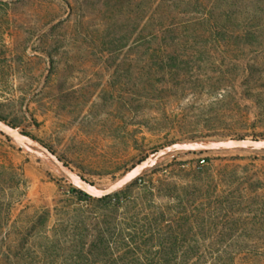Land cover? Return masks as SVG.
I'll list each match as a JSON object with an SVG mask.
<instances>
[{
    "label": "trees",
    "instance_id": "obj_1",
    "mask_svg": "<svg viewBox=\"0 0 264 264\" xmlns=\"http://www.w3.org/2000/svg\"><path fill=\"white\" fill-rule=\"evenodd\" d=\"M37 1L0 0V79L13 62L7 36L20 20L15 11ZM63 1L66 8L47 0L48 8L35 11V20L49 28L36 47L54 67L55 57L67 51L61 50L62 41L71 42V52L91 44L129 57L141 72L146 70V87L134 91L137 102L172 104L188 93L196 95L193 104L172 111L160 127L180 129L189 141L248 136L226 132L229 94L221 90L233 87L238 77L264 80V64L240 54L215 58L193 53L212 46L237 54L264 52V0ZM203 91L216 96L200 101ZM240 169V164H226L217 172L187 175L184 182L151 178L136 194L130 190L103 198L72 186L69 203L26 214L17 226L24 180L18 181L14 166L0 164V264H224L226 257L234 262L243 251L183 248L180 243L198 241L211 229L237 231L262 223L264 211L232 189L243 179Z\"/></svg>",
    "mask_w": 264,
    "mask_h": 264
},
{
    "label": "rangeland",
    "instance_id": "obj_2",
    "mask_svg": "<svg viewBox=\"0 0 264 264\" xmlns=\"http://www.w3.org/2000/svg\"><path fill=\"white\" fill-rule=\"evenodd\" d=\"M55 1L62 8L67 7L63 0ZM48 4L47 0H38L34 8L16 10L20 20L9 27L7 44L13 62L0 79V114L6 121L51 146L78 175L99 188L113 184L138 162L170 143L189 141L188 133L162 128L160 124L171 117L172 111L178 113L193 104L196 95L188 93L186 98L172 104L137 102L134 91L146 87L142 81L147 77L146 70L141 72L131 58L99 51L91 44L71 52L68 50L71 42L62 41L61 50L67 51L55 57L57 65L54 67L49 57L36 47L40 45L39 36L49 28L35 20V11L48 8ZM212 47L193 54L215 58L240 54L245 60L260 58L264 64V52L252 50L237 54ZM145 91L142 89L143 93ZM221 92L229 94L225 109L230 117L223 123L226 132L264 138V80L247 82L238 77L233 87ZM198 96L200 101L210 102L216 95L203 91ZM201 156L207 157L203 165ZM0 164L14 166L20 174L18 181L24 180L25 195L14 216L19 219L17 226L22 225L26 214L34 216L44 208L67 204L68 199L74 197L72 180L44 150L19 142L1 131ZM226 164L241 165L239 175L243 179L232 189L242 194L244 200L247 198V203L264 211V150L175 152L118 192L124 194L133 190L136 194L138 186L147 185L151 178L156 181L166 177L184 182L187 175L217 172ZM197 231L200 234L202 229ZM207 234L197 236L198 241L188 240L180 245L208 251H243L234 262L226 257L224 264H264V220L243 230L220 227Z\"/></svg>",
    "mask_w": 264,
    "mask_h": 264
},
{
    "label": "water",
    "instance_id": "obj_3",
    "mask_svg": "<svg viewBox=\"0 0 264 264\" xmlns=\"http://www.w3.org/2000/svg\"><path fill=\"white\" fill-rule=\"evenodd\" d=\"M0 131L15 140L33 145L44 150L52 158L64 173L70 177L73 184L95 198H103L118 192L135 179L144 171L154 167L160 160L175 152H204L227 149H256L264 150V138L260 137H230L222 139H209L202 141H183L177 140L150 154L145 159L134 165L126 174L106 188L96 187L93 183L78 175L74 169L66 163L54 150L44 144L41 140L22 131L19 127L0 118Z\"/></svg>",
    "mask_w": 264,
    "mask_h": 264
},
{
    "label": "built area",
    "instance_id": "obj_4",
    "mask_svg": "<svg viewBox=\"0 0 264 264\" xmlns=\"http://www.w3.org/2000/svg\"><path fill=\"white\" fill-rule=\"evenodd\" d=\"M207 162V157L206 156H201L200 158V163L203 165Z\"/></svg>",
    "mask_w": 264,
    "mask_h": 264
}]
</instances>
